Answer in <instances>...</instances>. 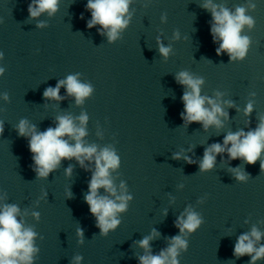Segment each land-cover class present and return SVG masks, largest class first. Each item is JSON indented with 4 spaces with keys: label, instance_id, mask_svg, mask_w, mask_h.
<instances>
[{
    "label": "water",
    "instance_id": "1",
    "mask_svg": "<svg viewBox=\"0 0 264 264\" xmlns=\"http://www.w3.org/2000/svg\"><path fill=\"white\" fill-rule=\"evenodd\" d=\"M31 2L0 0V67L5 69L0 96H9L8 101L0 99V207L17 205L18 220L37 233L34 246L39 252L33 264H72L77 255L83 257L80 264H139L144 250L137 242L155 229L159 236L150 246L152 254H159L180 235L175 221L186 208L197 212L203 223L185 234L189 246L179 250L180 264H248L250 257L237 259L233 248L253 226L264 232L260 161L247 165L242 159L229 160L225 153L208 172L200 171L199 162L210 144L223 143L229 131L254 129L264 116V0H251L256 7L247 14L255 26L242 32L250 37L249 50L243 61L232 62L227 53L216 55L212 16L201 7L205 0H132L129 24L112 42L97 30L99 25L87 27V0H59L53 15L44 12L38 18L29 16ZM247 2L213 0L233 12ZM162 15L166 22H161ZM41 22L44 27H37ZM177 31L179 39L174 38ZM158 37L173 49L167 59L159 53ZM185 70L203 77L201 95L214 98L218 91L222 101L233 103L222 104L228 119L221 117L219 131L214 126L205 131L198 123L184 126L180 114L185 88L175 76ZM77 74L93 89L82 104L64 87L62 100L44 98L46 88ZM250 100L254 110L245 116ZM82 113L88 116L84 143L116 151L120 165L111 178L118 194L124 182L133 197L128 210L118 214L120 225L107 236L100 235L84 200L91 171L75 159L62 160L47 178H38L28 141L16 132L21 119L42 132L55 127L58 116L78 118ZM75 122L79 125L78 119ZM175 153L195 163L173 159ZM85 163L94 171V162ZM70 165L72 174L67 176ZM235 168L249 178L235 179ZM33 212L40 214L39 221ZM77 228L83 229L82 244Z\"/></svg>",
    "mask_w": 264,
    "mask_h": 264
},
{
    "label": "clouds",
    "instance_id": "2",
    "mask_svg": "<svg viewBox=\"0 0 264 264\" xmlns=\"http://www.w3.org/2000/svg\"><path fill=\"white\" fill-rule=\"evenodd\" d=\"M59 0H32L28 5V13L32 18H38L42 13L48 12L51 16L58 10ZM132 0H87L86 10L91 13V19L87 22L89 29L99 25L101 35L106 33L109 42L115 41L122 29H125L131 19L128 16L129 5ZM247 6L238 5L233 12L223 4L213 3V0H205L202 8L209 11L212 16L210 33L214 44L218 43L216 55L227 53L229 61H243L248 53L250 37L242 35L247 27L252 30L255 20L247 13L255 10V3L248 0ZM127 16V18H126ZM83 18V16H81ZM166 15L161 16V22H166ZM37 27H44L41 22ZM174 38L179 39V32L174 33ZM158 50L162 57L167 59L172 53L171 45L165 46L157 38ZM3 53L0 52V59ZM5 69L0 67V76H3ZM176 82L185 88L181 97L184 110L181 112V119L184 126L198 123L207 131L215 127L219 131L223 127V120L228 119V113L224 111L222 104L233 106L231 101H222L220 92L213 97L201 95V87L204 84L203 77L196 76L189 71H180L175 76ZM64 87L69 96H74L77 104H82L84 99L89 97L93 89L90 84L81 83L77 75H69L65 80L58 81L56 86L44 90L43 96L46 100H62L60 89ZM255 96V93H251ZM0 99L9 100L8 93H3ZM253 101H249L244 108V115L251 116L253 112ZM79 120V125L75 120ZM88 116L82 113L78 118L71 115H62L56 118V126L48 127L45 131H37L35 125H30L27 119H21L16 125L18 136L27 139L29 151L32 153L33 171L38 178H47L50 173L58 169L62 160L75 159L85 171H91V179L88 183V191L84 200L89 207V212L96 220V226L101 236H107L114 231L121 223L118 214L126 212L129 202L133 199L127 193L124 182L117 186L111 178V171L116 170L120 165V157L111 147H104L98 150L95 144H85L83 138L87 135L84 125ZM250 123V121H249ZM4 133L3 121H0V136ZM67 137V139H66ZM70 141H74L71 143ZM227 155L229 160L242 159L247 165H254L259 160L260 169L264 171V116H259V123L254 129L244 131L239 129L235 132L229 131L224 135L223 143H212L204 149L203 158L199 162L201 172H208L214 168L217 156ZM183 158L187 163H195L189 156H181L175 153L173 159ZM221 158H223L221 156ZM94 162V171L86 166L85 162ZM235 179L246 181L248 174L239 168L232 169ZM65 174L71 176L72 166L70 165ZM100 189H104L101 194ZM72 198V193H68ZM26 214V213H25ZM20 209L15 204H4L0 207V264H33L34 256L39 249L34 246V239L37 233L32 227H25L23 221L18 220ZM39 221L40 214L32 213ZM203 223L202 217L191 208H186L175 221L180 235L171 238L169 246L159 254H152L150 241L159 236L153 229L152 234L138 241V246L144 250V254L138 257L139 264H180L177 260L179 250L187 251L189 243L184 238L186 233H194ZM76 235L83 243V229L77 228ZM264 238L256 226H253L249 233L240 235L233 248V256L237 259L248 256V264H257V261L264 260V244L260 241ZM83 257L77 255L73 258L72 264H80Z\"/></svg>",
    "mask_w": 264,
    "mask_h": 264
}]
</instances>
